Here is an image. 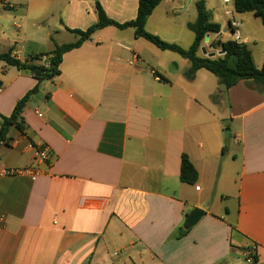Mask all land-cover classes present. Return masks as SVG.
<instances>
[{
  "label": "crops",
  "instance_id": "1",
  "mask_svg": "<svg viewBox=\"0 0 264 264\" xmlns=\"http://www.w3.org/2000/svg\"><path fill=\"white\" fill-rule=\"evenodd\" d=\"M99 2L118 23L136 16L138 0ZM96 22L92 0H0V54L44 55L47 67L55 46L77 40L69 30ZM180 37L160 38L184 48ZM206 37L198 55H216L217 36ZM189 65L112 26L64 53L50 80L0 60V116L37 84L0 169L33 167L34 145L49 150L35 179L0 177V264H248L246 250L264 264V91L251 81L224 90L205 69L188 80ZM182 155L193 185L180 181ZM192 209L204 215L186 230Z\"/></svg>",
  "mask_w": 264,
  "mask_h": 264
},
{
  "label": "trees",
  "instance_id": "2",
  "mask_svg": "<svg viewBox=\"0 0 264 264\" xmlns=\"http://www.w3.org/2000/svg\"><path fill=\"white\" fill-rule=\"evenodd\" d=\"M92 1L97 22L83 31L69 30V32L77 37V40L73 43L55 46L49 54L47 67L37 65V62L44 55H35L28 60L20 61L11 55V50L0 54V60L8 66L31 73L33 78L39 83L58 76L59 64L63 54L78 48L83 42L89 40L97 30L110 26L121 30L132 28L135 38H142L155 47L157 46L159 50L173 52L181 58L188 60L190 67L184 72V76L188 80L193 79L197 70L205 69L216 76L219 82L223 83L228 89L239 81H251L256 85V92L262 93L264 91V61L261 67L256 68L251 52L244 43H239L232 39L223 41L218 38L221 33V27L212 21L211 15L206 10L202 1L196 3L197 15L194 22L187 24V28L193 33V41H191L192 43L188 48H182L175 43L163 41L157 35L145 31L144 27L147 18L163 0H138L135 18L124 23H118L110 19L101 7L99 0ZM232 5L236 13H250L253 17L259 19L261 25L264 27V0H232ZM209 34L217 35L216 39L210 41V47L217 51H223L222 55L215 56L214 58L198 55L204 38ZM36 92L37 84L16 102L9 116H0V146L7 145L10 129L15 128L19 132H24L25 123L22 118V111L26 102ZM179 162L180 181L193 185L197 180V173L192 164L185 155L181 156V161ZM184 233L185 231L180 229V234L178 235L182 236ZM255 260L256 256L254 255L253 264L256 263Z\"/></svg>",
  "mask_w": 264,
  "mask_h": 264
},
{
  "label": "rangeland",
  "instance_id": "3",
  "mask_svg": "<svg viewBox=\"0 0 264 264\" xmlns=\"http://www.w3.org/2000/svg\"><path fill=\"white\" fill-rule=\"evenodd\" d=\"M199 1L204 3L212 20L220 25L223 41L230 40L231 34L226 27L227 17L223 13L226 7L220 0H169L154 10L150 20L147 22V27H144L145 31L157 30L160 34L159 38L161 36L171 38L172 32L180 31L182 34L180 39L182 44H184V36L188 35L190 37L192 35L187 28V24L194 22L197 15L196 3ZM234 16L241 23L239 28L241 35L240 42L244 38H247V46L252 51V60L255 65L258 64L261 67L264 61V27L261 25L259 19L253 17L250 13L240 14L235 12ZM20 28L19 33L23 30V26L20 25ZM11 29L14 31L15 28L11 26ZM206 40H208L207 37L204 42ZM189 44H184V48H188ZM227 131L229 134V129L226 128L223 135L226 138V143L231 146L233 140L232 138H230L231 140L228 139L229 135H227Z\"/></svg>",
  "mask_w": 264,
  "mask_h": 264
},
{
  "label": "built area",
  "instance_id": "4",
  "mask_svg": "<svg viewBox=\"0 0 264 264\" xmlns=\"http://www.w3.org/2000/svg\"><path fill=\"white\" fill-rule=\"evenodd\" d=\"M220 1L226 7L223 13L227 17L226 27L231 34V39L240 42L241 35L239 32V28L241 26V23L237 19H235L234 16L235 11L233 9L232 0H220ZM211 35L212 34H209L207 36H211ZM213 36H217V35L213 34ZM137 60L138 57L135 54H133L131 61H129V65H133ZM150 73L153 76H155L156 79H159L154 71L151 70ZM38 116L40 117L41 114H38ZM31 148L33 151V160L35 162V165L33 167H27L22 169H0V177L24 175L30 177L31 179H35L36 177L40 176L42 174L41 167L48 165L49 150L44 145H34ZM254 255H255L254 251L246 250L245 261L248 264H253Z\"/></svg>",
  "mask_w": 264,
  "mask_h": 264
},
{
  "label": "water",
  "instance_id": "5",
  "mask_svg": "<svg viewBox=\"0 0 264 264\" xmlns=\"http://www.w3.org/2000/svg\"><path fill=\"white\" fill-rule=\"evenodd\" d=\"M201 52L202 55L206 56L207 58H214L215 56H220L223 54V51H218L216 55L214 53L206 54L204 49H202ZM221 86L223 87L224 90H226V86L223 83H221ZM227 135H229L228 131H227ZM203 215L204 212L201 211L200 209H192L185 217L182 227L186 230L192 228L201 219Z\"/></svg>",
  "mask_w": 264,
  "mask_h": 264
}]
</instances>
